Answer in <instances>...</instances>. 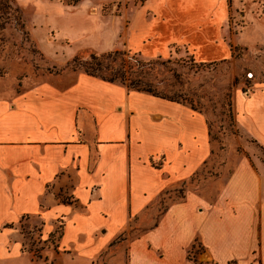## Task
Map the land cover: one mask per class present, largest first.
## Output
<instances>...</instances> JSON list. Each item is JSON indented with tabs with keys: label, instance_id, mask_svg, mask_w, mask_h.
I'll return each instance as SVG.
<instances>
[{
	"label": "crops",
	"instance_id": "obj_1",
	"mask_svg": "<svg viewBox=\"0 0 264 264\" xmlns=\"http://www.w3.org/2000/svg\"><path fill=\"white\" fill-rule=\"evenodd\" d=\"M107 2L115 9L103 12ZM53 5L63 19L80 18L60 26L63 37L79 28L82 37L127 36L112 50L225 43L237 7L264 26L255 12L264 0ZM84 19L98 28L84 30ZM234 106L241 130L264 150V81L237 91ZM215 148L205 114L86 72L71 84L8 92L0 97V264H264V162L242 156L219 187L203 174ZM23 222L37 227L43 258L23 251ZM197 241L200 262L189 256Z\"/></svg>",
	"mask_w": 264,
	"mask_h": 264
},
{
	"label": "rangeland",
	"instance_id": "obj_2",
	"mask_svg": "<svg viewBox=\"0 0 264 264\" xmlns=\"http://www.w3.org/2000/svg\"><path fill=\"white\" fill-rule=\"evenodd\" d=\"M57 1L66 7L73 5V0H0V97L48 80L71 84L78 72H86L84 62L92 53L115 51L112 50L115 46H122L127 40V36L119 37L118 33L106 39L93 33L82 37L81 28L75 35L63 37L60 26L65 27L80 18L65 17L66 22L60 16V9L53 5ZM229 2L232 6V0ZM112 8V3L108 2L101 6L103 12ZM114 11L120 13V7ZM229 12L225 43L186 41L169 43V47L161 43L153 48L120 49L129 54L125 58L129 70L126 87L149 89L205 114L216 148L203 174L211 171L212 177L218 178L219 187L242 156L256 163L258 159L264 162V150L241 130L234 106L237 91L248 94L256 83L264 81V39L259 40L264 37V26L252 25L243 18L244 7L232 8ZM255 12L264 17V8ZM84 22L86 31L98 28L92 20L84 19ZM244 35L249 40L244 42ZM119 63L113 67H119ZM98 74L110 77L111 71L103 69ZM137 79H141V83ZM180 193L177 192V196ZM28 223L23 222L19 227L23 251L32 259L43 258L38 229H30ZM202 249L197 241L189 256L200 262Z\"/></svg>",
	"mask_w": 264,
	"mask_h": 264
},
{
	"label": "trees",
	"instance_id": "obj_3",
	"mask_svg": "<svg viewBox=\"0 0 264 264\" xmlns=\"http://www.w3.org/2000/svg\"><path fill=\"white\" fill-rule=\"evenodd\" d=\"M79 1L80 0H73L71 4H76ZM128 55L129 54L126 51H121V50L111 51L106 54L92 53L90 56V59L84 62V66L86 67V73L99 76L105 80L112 81V82L121 81V83L124 85L127 79V75L129 74V70L126 69V60H125L126 56ZM118 61H120L119 67L114 68L113 64L117 63ZM103 69L110 70L111 76L107 77V76L98 74V71H103ZM137 81L140 82L141 79H137ZM137 81H135V83H137ZM132 85L136 86V84L134 83ZM133 88H135V90H138V91H146L154 95L161 96L159 94L153 93L149 89H140L134 86ZM170 100L177 101L176 99H170Z\"/></svg>",
	"mask_w": 264,
	"mask_h": 264
}]
</instances>
